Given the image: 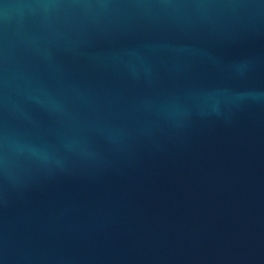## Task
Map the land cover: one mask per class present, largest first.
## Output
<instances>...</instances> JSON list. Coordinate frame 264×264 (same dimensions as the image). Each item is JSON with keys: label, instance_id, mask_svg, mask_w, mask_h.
<instances>
[{"label": "water", "instance_id": "water-1", "mask_svg": "<svg viewBox=\"0 0 264 264\" xmlns=\"http://www.w3.org/2000/svg\"><path fill=\"white\" fill-rule=\"evenodd\" d=\"M0 264H264V0H0Z\"/></svg>", "mask_w": 264, "mask_h": 264}]
</instances>
